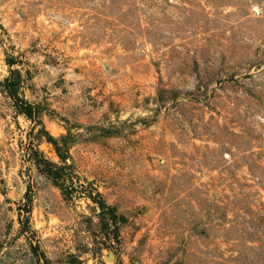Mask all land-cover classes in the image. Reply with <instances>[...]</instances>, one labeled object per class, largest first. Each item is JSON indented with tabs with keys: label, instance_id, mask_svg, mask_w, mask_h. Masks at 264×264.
<instances>
[{
	"label": "rangeland",
	"instance_id": "374dc122",
	"mask_svg": "<svg viewBox=\"0 0 264 264\" xmlns=\"http://www.w3.org/2000/svg\"><path fill=\"white\" fill-rule=\"evenodd\" d=\"M0 264H264V0H0Z\"/></svg>",
	"mask_w": 264,
	"mask_h": 264
},
{
	"label": "trees",
	"instance_id": "16d2710c",
	"mask_svg": "<svg viewBox=\"0 0 264 264\" xmlns=\"http://www.w3.org/2000/svg\"><path fill=\"white\" fill-rule=\"evenodd\" d=\"M5 81H6L5 83H6V87H7L9 95L11 96V98H13L17 102V106L20 108L22 113L30 119H35L36 115L39 116L40 111L38 109H36L34 106L26 103L24 100H21L20 97L18 96V91H17L18 81L14 80L12 78L6 79ZM45 134L47 136L48 142L54 146L56 152L58 153V155H60V158L62 160H64L65 157L61 153V141H63L64 139H59V140L53 139L52 137L47 135V133H45ZM49 166H51V165L48 163V167ZM48 170L51 171L50 168H48ZM60 170H61V168H58L53 173L54 174L53 177H55L56 180L58 178H60ZM96 200H97V204L101 208L102 212L108 211L111 214L112 220L114 221L115 225L123 220L122 218H120L116 214V209L114 207H111L108 204H106L105 201H103L99 195L96 196Z\"/></svg>",
	"mask_w": 264,
	"mask_h": 264
}]
</instances>
